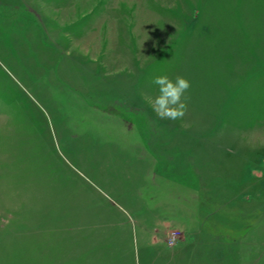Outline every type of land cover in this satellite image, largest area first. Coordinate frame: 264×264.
Here are the masks:
<instances>
[{
    "label": "rangeland",
    "instance_id": "374dc122",
    "mask_svg": "<svg viewBox=\"0 0 264 264\" xmlns=\"http://www.w3.org/2000/svg\"><path fill=\"white\" fill-rule=\"evenodd\" d=\"M161 75L191 83L180 120L147 102ZM245 140L253 245L225 264H264V0H0V264H171L196 174L218 188Z\"/></svg>",
    "mask_w": 264,
    "mask_h": 264
},
{
    "label": "crops",
    "instance_id": "0c3cea01",
    "mask_svg": "<svg viewBox=\"0 0 264 264\" xmlns=\"http://www.w3.org/2000/svg\"><path fill=\"white\" fill-rule=\"evenodd\" d=\"M145 77L146 76L142 77L144 79L141 80V82H143L141 84H139L140 80L138 79L135 81L133 79L124 78V81L129 83V86H123V95L134 92L138 95V98L144 96L148 89L144 84L150 81L148 77ZM136 83H138L137 88L134 86ZM154 88L155 97L158 94V90H156V86H154ZM253 127L254 124H250L249 127L244 126L243 129L245 131L248 128L247 131L251 132L254 130ZM242 140L241 144L239 143L241 147L244 146V144L242 145ZM203 141L204 140H202L203 148L208 151L210 142L205 140L207 142L204 143ZM244 142L247 143L246 146L248 145V148L246 147L247 149L239 148L240 146H237L238 141H236V145L232 146L233 148H229L227 143H224V145L228 146L225 151L227 153L225 155L223 154V156H215L217 157V159H215V161L217 160L216 162H225V164H229L226 165V168L224 166L222 173L224 181L226 180L228 184H231L229 188L210 187L209 185L213 181H210L208 178L212 174L206 176L204 173L206 171L203 166H201L202 172L199 176L196 174L200 187L191 195L193 200H195L194 203L196 204L195 209L197 210V214L195 216V214L192 213L194 211L193 207L192 209L186 208L185 224L182 225V227L172 225L182 233V236L175 244L168 247L172 252V254H170L171 264H225L227 259H240L242 258L241 254H243L242 252L244 250L247 251V249H252V216L254 213H251L253 210H257L258 206L256 203L257 199H252L248 196L258 194V190L248 183L243 186L240 181L236 185L230 181L235 178V173L233 169L230 168L232 167V163L235 164L236 161H244L246 156L249 155L248 153L259 145L258 143L251 142V140H245ZM192 158L195 159L196 162H200L204 165L210 161L208 153L206 152V154H204V151H202L200 155L193 154L191 157L186 156L187 162L193 163L191 160ZM250 171H254L251 165L247 167L246 172L241 176H253L255 180L259 178L255 171L253 174L251 173V175H249ZM193 175H195V173L191 174V176ZM211 180L214 179L212 178ZM217 182L219 183V180H217ZM195 186L197 185L195 184ZM211 194H220L222 196L220 199L219 196L213 197L214 199H212L209 198ZM232 195L237 196V199L234 200V198H231ZM252 202H254V204ZM232 253L235 256H231L230 254Z\"/></svg>",
    "mask_w": 264,
    "mask_h": 264
},
{
    "label": "clouds",
    "instance_id": "9594fccd",
    "mask_svg": "<svg viewBox=\"0 0 264 264\" xmlns=\"http://www.w3.org/2000/svg\"><path fill=\"white\" fill-rule=\"evenodd\" d=\"M152 83L158 86V94L147 97V102L156 115L161 119H182L187 111L185 94L191 87L190 81L183 76L173 80L167 75H161L155 77Z\"/></svg>",
    "mask_w": 264,
    "mask_h": 264
},
{
    "label": "built area",
    "instance_id": "2783aa9c",
    "mask_svg": "<svg viewBox=\"0 0 264 264\" xmlns=\"http://www.w3.org/2000/svg\"><path fill=\"white\" fill-rule=\"evenodd\" d=\"M262 162H263V166H264V156L262 158ZM177 238H178V232L175 230L169 231L167 234V243L169 245H173L177 242Z\"/></svg>",
    "mask_w": 264,
    "mask_h": 264
},
{
    "label": "trees",
    "instance_id": "16d2710c",
    "mask_svg": "<svg viewBox=\"0 0 264 264\" xmlns=\"http://www.w3.org/2000/svg\"><path fill=\"white\" fill-rule=\"evenodd\" d=\"M211 183H213V182H211ZM218 185V188H223L224 187V185H225V187H227V188H229L230 187V185L231 184H228V182L225 180V183L223 182V180L221 181V182H219V183H217ZM212 187H214V186H212Z\"/></svg>",
    "mask_w": 264,
    "mask_h": 264
}]
</instances>
